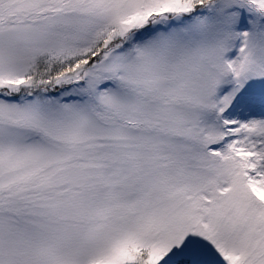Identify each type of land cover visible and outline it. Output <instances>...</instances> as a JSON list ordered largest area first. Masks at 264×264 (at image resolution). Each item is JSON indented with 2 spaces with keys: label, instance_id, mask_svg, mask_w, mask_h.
Returning <instances> with one entry per match:
<instances>
[{
  "label": "snow or ice",
  "instance_id": "obj_1",
  "mask_svg": "<svg viewBox=\"0 0 264 264\" xmlns=\"http://www.w3.org/2000/svg\"><path fill=\"white\" fill-rule=\"evenodd\" d=\"M0 264H264V0H0Z\"/></svg>",
  "mask_w": 264,
  "mask_h": 264
}]
</instances>
